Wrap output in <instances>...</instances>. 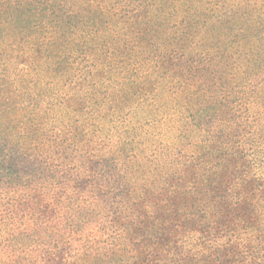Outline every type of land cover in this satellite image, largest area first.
<instances>
[{
  "label": "trees",
  "instance_id": "1",
  "mask_svg": "<svg viewBox=\"0 0 264 264\" xmlns=\"http://www.w3.org/2000/svg\"><path fill=\"white\" fill-rule=\"evenodd\" d=\"M264 0H0V264H264Z\"/></svg>",
  "mask_w": 264,
  "mask_h": 264
},
{
  "label": "rangeland",
  "instance_id": "2",
  "mask_svg": "<svg viewBox=\"0 0 264 264\" xmlns=\"http://www.w3.org/2000/svg\"><path fill=\"white\" fill-rule=\"evenodd\" d=\"M260 177H262V179L264 180V176H262V174H261V176Z\"/></svg>",
  "mask_w": 264,
  "mask_h": 264
}]
</instances>
